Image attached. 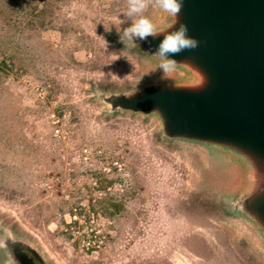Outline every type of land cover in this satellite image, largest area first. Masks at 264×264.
Masks as SVG:
<instances>
[{
	"label": "rangeland",
	"instance_id": "1",
	"mask_svg": "<svg viewBox=\"0 0 264 264\" xmlns=\"http://www.w3.org/2000/svg\"><path fill=\"white\" fill-rule=\"evenodd\" d=\"M126 11L127 0H0V217L52 264H263L189 206L203 196L187 152L92 95L156 71L109 41ZM158 14L153 0L144 15Z\"/></svg>",
	"mask_w": 264,
	"mask_h": 264
},
{
	"label": "water",
	"instance_id": "2",
	"mask_svg": "<svg viewBox=\"0 0 264 264\" xmlns=\"http://www.w3.org/2000/svg\"><path fill=\"white\" fill-rule=\"evenodd\" d=\"M182 2L175 27L187 24L199 47L179 53L165 81L154 53L162 34L138 40L156 56H145L154 75L129 86H95L92 95L103 109L156 119L163 134L198 164L201 195L236 201L235 214H213L250 258L264 264V0ZM153 23L157 31H171L176 17L159 9Z\"/></svg>",
	"mask_w": 264,
	"mask_h": 264
},
{
	"label": "flooded vegetation",
	"instance_id": "3",
	"mask_svg": "<svg viewBox=\"0 0 264 264\" xmlns=\"http://www.w3.org/2000/svg\"><path fill=\"white\" fill-rule=\"evenodd\" d=\"M122 30H112L108 35L109 41L116 47L124 48L134 53L137 56H153L155 55L147 51L143 45L138 41H128L125 44L121 41ZM95 98H100L94 95ZM104 115H120L131 118H142L147 121H152L156 126V138L159 142L167 145L175 146L177 143L167 138L160 129V124L155 123L156 119L152 118L151 115H144L139 112L132 111H121L120 109L105 108L103 111ZM189 206L195 210L203 212V214L220 213V214H231L238 210L236 201L227 200L224 196H215L213 200H206L204 197L200 203H190ZM28 248H32L36 253H32ZM43 258L45 264H52V262L43 254V252L35 245H32L27 239L24 238L23 234L16 228V226L9 220L0 217V264H39L38 258Z\"/></svg>",
	"mask_w": 264,
	"mask_h": 264
},
{
	"label": "clouds",
	"instance_id": "4",
	"mask_svg": "<svg viewBox=\"0 0 264 264\" xmlns=\"http://www.w3.org/2000/svg\"><path fill=\"white\" fill-rule=\"evenodd\" d=\"M152 2L153 0H127V11L123 14L131 20V24L121 34V41L124 44L135 40L147 42L150 37L155 39L162 34V38L155 46L154 53L160 58L157 67L161 72L160 79L166 81L168 74L175 70L177 64L175 57L185 50L196 49L200 42L188 34L187 24L179 23V26L175 27L183 7L182 0H154L155 5L164 13L176 17V23L170 26L171 31H157L153 21L144 15L145 10ZM116 59L118 57L114 58V60Z\"/></svg>",
	"mask_w": 264,
	"mask_h": 264
},
{
	"label": "built area",
	"instance_id": "5",
	"mask_svg": "<svg viewBox=\"0 0 264 264\" xmlns=\"http://www.w3.org/2000/svg\"><path fill=\"white\" fill-rule=\"evenodd\" d=\"M55 135H57V136L61 135V130L59 128L56 129ZM96 184H97V182H94V185H96ZM74 218L77 219L76 216H74ZM93 231L94 230H92V237H96L97 235H96V233H93Z\"/></svg>",
	"mask_w": 264,
	"mask_h": 264
},
{
	"label": "trees",
	"instance_id": "6",
	"mask_svg": "<svg viewBox=\"0 0 264 264\" xmlns=\"http://www.w3.org/2000/svg\"><path fill=\"white\" fill-rule=\"evenodd\" d=\"M1 12H2V11H1ZM103 183L107 185V184L111 183V181H109L108 178H103V179L101 180V185H102V186H104ZM112 206H113V205H112ZM108 208H109V207H108Z\"/></svg>",
	"mask_w": 264,
	"mask_h": 264
}]
</instances>
